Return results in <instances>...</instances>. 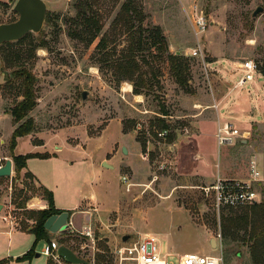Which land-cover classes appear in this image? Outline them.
Masks as SVG:
<instances>
[{
    "label": "rangeland",
    "instance_id": "obj_1",
    "mask_svg": "<svg viewBox=\"0 0 264 264\" xmlns=\"http://www.w3.org/2000/svg\"><path fill=\"white\" fill-rule=\"evenodd\" d=\"M43 1L49 21L44 23L39 35L33 34L34 43H42V47L36 49L34 59L29 62L37 79V104L28 114L34 122V131L21 139L14 152L50 156L53 146H56L55 152L64 143L80 146L89 151L85 160L93 159L96 164L104 161L115 167L114 175L99 180L108 184L107 194L115 191L118 194L108 212L98 214L93 203L82 206L78 214L69 211V231L47 232L50 240L64 242L88 264H115L111 252L123 243L125 236H128L125 242L154 238L158 253L174 263V257L196 253L222 255L224 264H253L249 243L241 241L243 231L222 239L220 218L250 213L254 214L251 220L258 221L264 215V0H131V7L141 11V27H160L166 43L160 52L153 48L137 54L138 60L144 58L145 63L139 64L150 81L140 90L141 95L132 93L131 82L118 81L111 63L127 52L132 41V31L128 33L122 26L112 27L126 0H96L94 9L101 19L102 30L90 47L67 36L64 19L75 16L74 0ZM15 2L0 4V24L17 19L13 12ZM258 7L262 12L252 17ZM199 16L204 17V29L195 26ZM102 36L107 37L108 46L100 54L107 60L97 63L92 56ZM192 49H199L201 57H191ZM168 54L180 55L186 60L190 93H184L174 83L169 73ZM244 61H253L261 76L256 75L253 83L239 90L234 88V80ZM126 83L131 86V92L122 90ZM83 91L88 93L85 101L81 97ZM18 93L14 84L0 83V152L4 156L12 154L10 138L15 125L9 112L21 100ZM226 94L233 107L240 103L236 94L244 99L247 116L238 119L236 109L229 106L218 110L220 122L231 123L240 133L249 132V137L237 138L231 145H219L214 136L217 131L214 109L202 113L208 116L212 113L214 117L207 134L197 140L190 137L191 115L211 105L212 95L221 100ZM195 105L199 108H194ZM159 120L168 126L162 137L158 136L162 132ZM169 136L173 138L172 143H168ZM239 140H246L247 145L241 148ZM195 145L205 152L209 167L204 166V161L193 159L195 148L191 147ZM122 147L127 149L126 155ZM237 150L241 151L242 160L249 154V157L256 156L260 175L253 187L259 208L251 209L247 205L217 212L200 187L209 186L205 176L215 181L220 169L224 177L240 179L242 174L249 175V159L246 164L237 162ZM182 152L186 164H181ZM77 156L65 151L60 154L71 161L77 160ZM227 158L231 161L225 162ZM76 164L70 168L50 158L31 157L26 161L27 170L52 193L57 206L71 201L66 190L80 182L79 165L87 166L88 162ZM225 166L228 170H224ZM182 168H186L187 175L182 173ZM25 171L16 173L13 163L11 177L0 179V214L6 218L4 222L0 218V259L17 258V254L22 257L34 244V236L24 232L31 230L36 213L41 211L33 203L46 198ZM248 180L250 177L243 181ZM83 212H91L89 218ZM85 229L90 230V236L83 234ZM47 244L45 240L38 242L29 260L16 262L14 258L13 263L5 264H57L51 258L35 256ZM60 262L67 264L63 259Z\"/></svg>",
    "mask_w": 264,
    "mask_h": 264
},
{
    "label": "trees",
    "instance_id": "obj_2",
    "mask_svg": "<svg viewBox=\"0 0 264 264\" xmlns=\"http://www.w3.org/2000/svg\"><path fill=\"white\" fill-rule=\"evenodd\" d=\"M131 3V0H126L121 5L120 11L112 23V27L116 29L122 26L123 28L125 27L128 33L132 31V41L128 45L127 52H125L120 59L112 60L111 63H113L112 67L117 72L118 81L131 82L132 93L134 95H141L140 90L143 86L148 85L150 81L146 79L139 64V62L145 63L144 58L142 57L141 60H138L137 54L143 50L150 51L153 48L160 52L166 47V43L160 27H141V22L143 20L141 11L135 7H131ZM95 5L96 0H74L72 7L75 11V16L64 19L68 27L67 36L71 40L83 43L86 47H90L97 40L102 30L101 19L94 9ZM46 21H49L47 14L45 22ZM34 42H36L35 36L29 33L17 42L4 43L0 46L4 84H14L17 86L19 97H21V100L15 103L9 112L15 125L10 138L11 153L16 146L18 138L28 136L34 131V122L28 117V114L37 104V79L29 68V62L31 59H34L36 49L42 47V43L36 45ZM107 46V37L102 36L96 42L92 59H95L97 63H102L104 62L103 60L106 61L107 59L105 58L107 57H102L100 53H102ZM97 55L99 56L97 57ZM167 61L169 64V73L174 83L177 84L184 93H190L187 85V67L184 57L168 54ZM262 73H264V67ZM162 115L165 116L166 114ZM167 128L168 126L164 121L159 120V129L164 131ZM172 142L173 138L169 136L168 143ZM141 146L144 150L145 144ZM31 157L40 159L50 158L48 154L12 156L15 172L18 173L20 170L25 169L26 161ZM40 188L46 198L48 208L36 213L35 225L29 231V233L34 236V244L26 254L16 259V261L29 260L34 254V248L38 242L42 240L48 243L51 242L50 238L47 236V231L43 228L44 222L50 216L59 215L63 212L55 209L52 193L45 188ZM250 208H259V205L254 203L250 205ZM232 209L233 208H228L227 210L231 211ZM252 216H254V214L250 215V213H243L242 215L234 214L229 217L222 216L220 218L221 237L227 240L228 236L238 234L242 230L243 234L241 241L243 243H249V255L252 263L264 264V215L262 218L258 219V221L254 219L251 220ZM59 243L60 246L65 245L64 242ZM2 263L1 261L0 264Z\"/></svg>",
    "mask_w": 264,
    "mask_h": 264
},
{
    "label": "built area",
    "instance_id": "obj_3",
    "mask_svg": "<svg viewBox=\"0 0 264 264\" xmlns=\"http://www.w3.org/2000/svg\"><path fill=\"white\" fill-rule=\"evenodd\" d=\"M194 23L197 29H204L205 27V20L202 16L196 17ZM201 55L202 53L199 49L191 50V57H201ZM256 75H260V72L253 61H244L240 63L238 75L234 80V88L240 90L250 85L254 82ZM166 133V130H164L159 133L158 136L162 137ZM249 135V132L240 133L237 129L233 128L230 123L225 122L218 127L216 139L219 145H231L237 138L244 139L248 138ZM249 170L250 180L246 182L216 178L211 185L200 187L204 196L210 197L212 205L217 212H219L220 209H235L252 205L256 202L258 195L254 190L253 183L259 181L260 173L254 158L249 162ZM3 220H6V218L3 217ZM89 231V229H85L83 234L85 236H90ZM58 248L59 244L55 241H51L40 250V255L51 258L53 261H56L57 264H65L60 262L61 258L57 255ZM111 253L115 257V264H224L222 255L207 256L196 253H186L174 257L176 258V262L174 263L168 256L162 257L158 253L155 239L152 237L139 240L130 239L115 247Z\"/></svg>",
    "mask_w": 264,
    "mask_h": 264
},
{
    "label": "crops",
    "instance_id": "obj_4",
    "mask_svg": "<svg viewBox=\"0 0 264 264\" xmlns=\"http://www.w3.org/2000/svg\"><path fill=\"white\" fill-rule=\"evenodd\" d=\"M8 1L9 0H0V4H5ZM130 92H131V89H130ZM227 94L224 95V98H222L221 100H218V98H216V97H214V95H212L213 98H212V104L211 105L203 107L202 111L200 113L195 114V115H191L192 118H191V121H190V125H191V129L193 128L192 129L193 133L190 135V137L196 138V140H197L199 137L206 135L207 134L206 131L208 129V125L210 123L214 122V117H212V113H210L209 116H208V114L202 115L203 111H205V110H211V109L215 110L214 111L215 113L214 112L213 113H214V115L216 117L215 118L216 130L218 129V127H220L223 123L226 122V121H224L223 123L220 122L219 117H218V110L220 108L224 109V108H228L229 106H232V105H229L231 102H230V100L228 98L229 95H227ZM236 99H237V102L238 101L240 102L239 105H236L237 107H233L232 106L231 108L236 109V110H234L236 117L238 116V119H242V118L247 116L246 109H244L245 106L243 105L244 99L240 98V95H238V94H236ZM213 106H215V107H213ZM194 108H199V105L198 106L195 105ZM224 117H226L225 112H224ZM232 127H233V125H232ZM13 130H14V128H12V132H13ZM12 132H11V134H12ZM216 133H217V131H216ZM214 136L216 137V134ZM28 137H29V135L25 136V137H22V138H18L17 141H16L15 148L17 147V145L21 141V139H26ZM54 138H56V137H54ZM241 141H243V140H239L240 147L244 148L247 145V141L245 140L246 141L245 144H242ZM41 146H43V145H41ZM195 147H196V145L192 146L191 148H195ZM15 148H14V150H15ZM55 148H56V146H53V151H51L50 153L48 152L50 154V160L51 159L58 160L59 162L65 163L70 168L76 166L77 165L76 162H78V161L80 163L88 162L87 166L85 164L84 165H79V166H81V169H82V171L80 172V173H82V176H81L82 177V179H81L82 182L80 180V182L76 186L73 185V187H71L70 189L68 188L66 190V193L71 197V198H69V199H71V201L69 200L68 202L72 203V204L70 205V204H68V202H64V204H61V206H57V205H55V201H54L55 209L63 211V212L64 211H66V212L76 211L77 214H78L77 210H79L82 206H84L85 204L88 205V204H92L93 203L96 206V208L94 210H96V212H98V214L99 213L108 212L112 208L114 203L116 202V194L117 193L115 194V192H116L115 191L113 194H107V189L109 188L108 184L106 183V185H105L99 179L100 178H108V177H111L112 175H114L113 171L115 170V167L114 166H111L112 168L103 167L102 164L104 163V161H100L99 164H96L93 159L92 160H85L86 156L89 155L88 154L89 151L85 150L84 148H82L80 146L79 147H77V146L76 147H71L67 143H64V145L60 146L59 150H57L56 152H55ZM14 150H13L12 154H9V156H4L5 153L0 152V167L4 164V163L2 164V161H5V159H10L11 160L12 156H22V154L15 153ZM64 151L68 152V153L77 154L78 155L77 156V160L71 161L69 159L67 160L66 158L60 157V154L63 153ZM237 152H239V153H237ZM237 152H236L237 162H240L241 164L242 163L246 164L248 162V159H249V162H250V160L252 158H254L256 160V162H257L256 156L255 157H249V155H250L249 154L247 156H244L243 160H242L241 151L237 150ZM184 155H185V153L182 152V157L183 158L181 160V164H184V163L186 164V162L184 161ZM205 155H206L205 152H202V150H200V149L198 150V149L195 148V153L193 155V159L195 160V162L196 161H199V162L204 161V164H205L204 166L205 167H209V161L208 162L206 161V156ZM230 159L231 158H227L225 160V162H230L231 161ZM232 160H234V162L236 161V159H232ZM11 162H12V160H11ZM225 167H224V170H228L227 169L228 167H226V168ZM185 169L186 168H182V173L183 174H185ZM24 170H26L25 172H28L29 175L32 176V179L40 187L45 188L44 186L41 185V183L38 181V179L27 170V166H26V168ZM12 171H13V162H12ZM194 172H196V170H194ZM229 172H233V170L229 171ZM11 175H12V173H11ZM185 175H187V174H185ZM242 175L243 176L240 179L239 178L224 177V176H222V171L220 169V170H217L216 178L243 181V180H247V178L250 177V174L249 175L242 174ZM208 177L209 176H205V178H204L205 180H207V183H208L206 185H211L214 182V178H210V177L208 178ZM0 179H2V178H0ZM73 197H74V199H73ZM101 197L103 198V201L100 200ZM107 198L109 200H107ZM33 205H37L39 208H41L40 210H44V209L47 208V202L46 201H42L40 199L38 200L37 203H33ZM2 214L3 213L0 214V218L4 222ZM90 214H91V212L84 213L85 217H87V218H89ZM14 232L23 233L22 231H14ZM4 233H6L8 236L10 235V233H8V230L7 231L5 230ZM11 233H13V232H11ZM24 233H29V232H24ZM59 246H60V243H59ZM63 246H65V245H63ZM17 255H19V257H17V258L14 257L15 259L21 258L20 255H22V254H17ZM14 258L6 257L4 259H0V262L2 261L3 262L2 264L13 263L14 262L13 261ZM16 262H18V261H16ZM28 264H30V263H28Z\"/></svg>",
    "mask_w": 264,
    "mask_h": 264
},
{
    "label": "water",
    "instance_id": "obj_5",
    "mask_svg": "<svg viewBox=\"0 0 264 264\" xmlns=\"http://www.w3.org/2000/svg\"><path fill=\"white\" fill-rule=\"evenodd\" d=\"M13 12L17 14V19L11 23L0 24V46L4 43H13L22 39L25 35L31 33L38 35L42 30L45 19L47 6L43 0H16L13 6ZM262 12V8H256L252 17H255L258 13ZM179 54V53H178ZM264 75V73H263ZM4 81V72L2 71V61L0 58V83ZM87 92H82V101L87 98ZM245 140L241 141L245 144ZM122 153L127 154V149L122 147ZM105 168H112L105 162L102 164ZM12 173V162L10 159H5L4 164L0 167V178H9ZM0 206V210H1ZM69 213L64 211L59 215L50 216L43 225V228L50 234H58L69 231ZM128 236L122 238L125 242ZM212 247L216 244L214 240L210 241ZM57 255L63 259L67 264H88L84 259L79 258L74 252L65 246H59L57 249ZM39 257L40 254L35 255Z\"/></svg>",
    "mask_w": 264,
    "mask_h": 264
},
{
    "label": "bare ground",
    "instance_id": "obj_6",
    "mask_svg": "<svg viewBox=\"0 0 264 264\" xmlns=\"http://www.w3.org/2000/svg\"><path fill=\"white\" fill-rule=\"evenodd\" d=\"M130 89H131V86H130L129 84L126 83V84H124V87H123L122 90H123L124 92H130Z\"/></svg>",
    "mask_w": 264,
    "mask_h": 264
}]
</instances>
